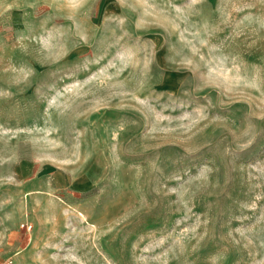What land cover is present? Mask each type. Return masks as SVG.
I'll return each instance as SVG.
<instances>
[{"label":"rangeland","instance_id":"obj_1","mask_svg":"<svg viewBox=\"0 0 264 264\" xmlns=\"http://www.w3.org/2000/svg\"><path fill=\"white\" fill-rule=\"evenodd\" d=\"M264 264V0H0V259Z\"/></svg>","mask_w":264,"mask_h":264},{"label":"built area","instance_id":"obj_2","mask_svg":"<svg viewBox=\"0 0 264 264\" xmlns=\"http://www.w3.org/2000/svg\"><path fill=\"white\" fill-rule=\"evenodd\" d=\"M0 264H14V258L13 257H6L3 259H0Z\"/></svg>","mask_w":264,"mask_h":264}]
</instances>
